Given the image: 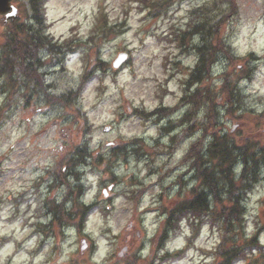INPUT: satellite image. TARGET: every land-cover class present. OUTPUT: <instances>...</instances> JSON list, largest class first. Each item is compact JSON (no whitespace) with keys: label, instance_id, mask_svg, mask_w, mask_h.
I'll use <instances>...</instances> for the list:
<instances>
[{"label":"clouds","instance_id":"obj_1","mask_svg":"<svg viewBox=\"0 0 264 264\" xmlns=\"http://www.w3.org/2000/svg\"><path fill=\"white\" fill-rule=\"evenodd\" d=\"M218 4L214 23H223L224 32L217 33L216 39L223 44L228 55L210 64L208 84L203 88L193 85L192 91L188 92L182 77L172 79L170 84L161 85L155 81L153 86L144 89L151 100L146 105L131 93L140 88L142 77H152L154 70L159 71L166 55L174 56V53L166 52L169 45L164 38L169 36V30L159 21L151 24V27L148 21L136 23L138 17L134 15L130 21L132 31L126 36L98 37L95 26L99 10L125 5L104 4L101 0H93L87 5H68L74 13L77 8L92 10L87 21L82 20L83 13L75 15V19L84 24L80 31L83 48L71 52L68 62L74 64L78 71L74 75L66 72L55 76L45 75L44 65L56 61H51L49 55H41L37 50L30 61L34 64L35 73L31 82H26L17 72L15 79L21 90L0 91V168L10 169L12 180L23 177L26 190L32 182L46 178V172L63 175L65 182L47 196L53 199L56 206L62 207L64 213L74 211L72 190L77 184L83 186L84 192L77 194V200L81 206H88L87 226H83V219L75 218L70 224L57 228L41 245L44 237L34 230L33 225L48 224L53 220L52 214L41 216L40 201L29 199L19 206L18 218L10 229L7 218L12 214V205L8 203L10 197L5 191L0 264H20L21 261L23 264H129L133 260L135 264H147L152 259V239L168 219V213L161 210L163 202L158 200V194L164 191L158 183L159 177L176 166L184 171L185 166H181V161L190 146L202 136V129L197 128L186 139L188 133L185 129L204 124L213 104L230 105L225 91L228 84H232L241 95L242 111H251L253 116L264 120V0H218ZM41 6H45L44 0H41ZM198 6L185 3L184 8ZM17 14L18 9L13 6L7 15ZM189 19H183L180 26L187 25ZM52 20L49 14L46 20L41 15L39 22L26 19L25 23L32 25L33 31H42ZM67 27L66 24L65 29ZM146 28L148 31H143ZM64 34L65 37L75 35L67 31ZM89 37L94 38L92 44L87 43ZM2 43L3 40H0ZM207 44H211V39L206 41L200 33H194L189 41L191 53L175 56V59L186 72H192L200 63L197 49ZM249 52H255L259 60L249 58ZM119 56L124 57L125 63H115ZM253 66L259 68L261 75L254 74L252 83L237 76V73ZM164 73L166 76V68ZM9 79L11 77L0 76V85ZM165 87L175 94V98L161 103L163 95L160 89ZM81 91L94 97L91 104L95 107L90 106L80 113V105L77 104L73 118L66 121L67 109L63 105L54 106L52 101H59L72 92L78 95ZM200 91L206 96L202 103L195 106L188 102L178 103L180 97ZM209 91L212 92L211 96H207ZM133 100L134 103H130ZM153 109L160 114L154 113ZM186 112L193 113L192 119L181 127ZM100 113L103 115L100 116ZM121 113L132 115L121 122ZM88 119L103 124V128L90 129L89 134H83L81 129ZM236 126L229 120L228 128L234 129ZM130 128L135 130L129 131ZM134 138L144 145L146 153L151 150L149 158L140 161L116 158L109 167L112 151L130 147L128 141ZM73 144L87 145L90 153L87 163L74 165L79 180L68 174L65 163L70 159L69 150ZM101 159L103 162L93 167L92 161ZM243 168V162L238 161L234 171L240 174ZM149 172L152 174L146 175ZM175 178L173 175L163 184L167 185ZM12 180L4 188L19 190V185H14ZM133 180L136 184L132 183ZM137 184L140 187L150 184L152 188L147 189L148 194L137 198ZM195 184L193 181L188 188L195 187ZM15 194L14 191L12 195ZM28 195H31L30 190ZM174 196L175 190L166 199L171 200ZM45 198L44 195L40 197L41 200ZM145 208L155 211L145 216ZM254 215L259 216L260 212ZM245 219L247 235H251L256 230L253 219L251 216ZM189 241H192L194 248L187 250L186 258L179 264H214L213 255H201L195 249L206 248L214 252V245L219 242L218 233L213 235L205 225L198 237L194 238L186 218L179 220L178 234L170 236L158 255L162 257L165 252L185 249ZM261 242L264 243V237ZM121 250L127 251V259L121 258Z\"/></svg>","mask_w":264,"mask_h":264},{"label":"rangeland","instance_id":"obj_2","mask_svg":"<svg viewBox=\"0 0 264 264\" xmlns=\"http://www.w3.org/2000/svg\"><path fill=\"white\" fill-rule=\"evenodd\" d=\"M28 1L29 0H13L11 2L12 5L16 6L18 8V16L16 18V23H25V20L28 19ZM146 1V0H144ZM156 2H160L163 0H154ZM93 0H48L46 4V9L44 10L45 18L47 19L49 14L53 18L52 22L49 23V28L46 30L48 32V35L53 37L56 43L61 42L62 40L69 39L68 47L71 49L68 53L56 55L50 57L51 61H56L53 63H50L48 65H45V75H57L58 73H71L75 74L78 69L74 64L69 63L70 54L71 52L75 51L76 49H82L83 44L81 43V37H80V31L84 27V24L81 20H76L75 15L77 13H83L82 20L87 21L88 16L91 14V9L88 8H77L75 13L72 11L71 8L68 7L69 4L75 5H87L89 3H92ZM102 3L108 4H116V5H125L124 7H117L113 8L111 10H108L104 8L105 13L107 14L109 24L112 23V33L110 35L114 36H126L129 32L132 31L133 24L130 22L135 15L138 17L136 20V23H140L142 21H148L149 27H151V24L159 21L161 26H164L167 30H169V36L165 37V42L169 45V48L166 49V52L174 53V56L166 55L162 63L160 65L159 71L154 70L152 77H142L143 83L141 84L140 88L134 89L131 93L133 97L136 99H142V103L145 105L147 103H150L151 100L148 99L147 92L144 91L146 87L153 86L155 81H159L161 85L163 84H170L172 79L176 77H182L183 82L185 84L186 80L190 76V72H186L184 68L181 67L180 62L175 59V56L180 55H186L190 54L192 51V48L189 45L190 39L186 42L185 47L181 48L178 47L176 38L180 35L181 32H183L187 26L181 27V21L187 17H190V19H195L197 15L199 16V19L197 18L195 22L203 21V20H209L211 24L214 23V15L218 14L219 10V4L218 0H184V1H176L172 3V5H168L166 8H163L162 6H152V0L148 3L141 2L140 0H101ZM185 3H191V4H198V7H192L185 9L184 5ZM47 5H51V7H48ZM132 5H135V7H132ZM152 7H149V6ZM205 7V8H204ZM204 8L203 11H199L200 9ZM110 11H111V18H110ZM181 13H185V15H180ZM188 20V23L190 21ZM170 21H175L174 23H169ZM68 25V27L65 29V25ZM109 28L110 25H109ZM114 28V29H113ZM11 29V22L5 21L4 18L0 17V40H3V43L0 44V66L4 63L6 59L5 57H8V53L3 52V44L6 41V37L8 36V33H10ZM65 31H67L70 34H75L74 36H68L65 37ZM143 31L147 32L148 29H144ZM219 33L224 32V25L221 23L218 29ZM196 33V32H194ZM103 33H98L97 36L101 37L104 36ZM108 35V34H107ZM135 35V33H133ZM217 37V36H216ZM88 44H92L90 37L87 41ZM6 44V43H5ZM67 45V44H66ZM65 45V46H66ZM5 46V45H4ZM65 51L67 49H64ZM41 55H47V51H41ZM213 54L212 57V63L216 62L217 59L221 57H227V52H211ZM249 58H254L256 60H259V57L256 55L255 52H249L247 53ZM200 56V55H199ZM10 64H15V75L13 76V80L9 79L6 81L5 84L0 85V91H9L14 89L15 91H20L21 89L17 87V81L15 79L17 72L22 76L21 73V67L20 63H15L14 56H9ZM163 61H167L165 64ZM167 69V75L165 76L164 69ZM175 69V72L173 70ZM254 74L261 75L259 73V68L256 66H253L252 68H246L244 71L237 73V76L240 78L248 80L249 83L253 82ZM209 75V74H208ZM207 75V76H208ZM205 77L203 79L200 86L203 88L204 85L208 84V77ZM8 77V76H4ZM163 77V79H162ZM15 85L13 88L12 86ZM231 85L233 88L234 86ZM226 85V86H228ZM163 99L160 101L163 103L165 100L174 99L175 94L170 92V89L168 88H161L160 89ZM210 94L212 95V92L210 91ZM155 95V93H153ZM209 95V96H211ZM66 96V95H65ZM69 97H73L70 96ZM183 97V96H182ZM180 97V101L182 102ZM32 97L29 98V103ZM75 98H70L68 101H66V105L64 106L65 109H67V114L65 115V120L73 118V113L75 111L74 106L80 105L79 112L83 113L84 110L88 107H95L91 104V101L94 99L91 95H85V92L83 91L78 97L76 98V101H74ZM127 99V98H126ZM54 106H59L55 102H52ZM130 103H134L133 101H130ZM175 107V105L173 106ZM232 109V111L229 113L228 110ZM157 111V109H153ZM46 114V113H45ZM103 113H100V116H102ZM131 113H121L119 116V119L121 122H125L131 117ZM213 115V116H212ZM141 119H143L141 117ZM229 120L234 122L235 125H238L233 128H228ZM208 122H212L214 126L212 127L209 132L205 133V141L209 142L212 140L213 137H220L227 140L229 144H234L236 146H241L244 143L248 142L261 146L264 144V120H261L258 117H255L252 115L251 111H242V104H241V95L236 92V98L234 99V105L231 106H224V105H217L213 104V108L210 110L209 114L206 117L205 123L206 125ZM202 125V124H201ZM95 128H103V124H97L93 119H88L84 122V126L82 127L81 131L83 134L87 135L90 133V129ZM111 131V129H108ZM129 131H134V128L128 129ZM75 135V132H74ZM186 139L190 138L188 135L185 137ZM175 138H173V143H175ZM128 144L131 145L128 148H123L119 152H112L111 158H109V167L112 166L113 160L118 158L121 161H128L130 159H135L136 161H140L141 159H148V153L151 152V150H148V153L144 150V145L136 138L133 140L128 141ZM76 145L73 144L72 147ZM200 148V147H199ZM255 152V150H254ZM93 167L96 166L94 161L92 162ZM183 164H186V161H181V166H184ZM258 171L260 173V176L257 177L259 179V182L257 185L253 186L251 185V188L247 191L248 194L245 195L244 199V208H245V217L251 216L255 225L256 230L251 235H256L257 239L259 241V248L257 250L252 252L246 253V258L242 260L241 262H238L236 264H264V243L261 242V238L264 237V161L259 164ZM188 170L180 171V166H176L173 168H169L166 171L163 172V175L159 177V185L163 187L164 191L162 193L158 194V200L162 201V205L168 204L171 200L166 199V196L169 195L173 190H175V194L177 193L178 186L184 185V191L187 190L188 185L191 182V174H187ZM152 173L149 172L146 175H151ZM175 175V180H172L169 184L165 185L163 184L164 181L168 180L169 177ZM79 174L77 180H79ZM10 180H12V171L4 170L0 168V232H3L4 229V220H3V213H4V207H6L5 204V197L3 193L5 191L8 192L10 199L8 200V203L12 205L11 208V215L7 218L8 227L11 229L12 223L16 221L19 215V206L23 203H26L27 200L32 201H40L41 206V213H46V208L44 207V202L46 200H52V198L48 197L47 194L49 192L55 191L57 188L52 189V182L54 181V173H47L46 172V178L41 177L37 179L36 181L32 182L29 186V189L26 190L24 188V184L26 181L23 177H18L15 180H12V183L14 185H19V190H16L14 187H10L8 189L4 188V185L9 183ZM182 182V183H181ZM133 184H136V181H132ZM256 184V183H254ZM34 185V188L32 186ZM40 185V187L36 188V186ZM49 186V187H48ZM81 186V185H80ZM138 191L141 192V196L148 194L147 189L152 188V185H147L146 187H140L138 184L136 185ZM82 187L81 194L84 192V188ZM32 188V189H31ZM75 188V187H74ZM41 189H43V193L41 192ZM29 190L31 191V195H28ZM15 191V195L13 196L12 193ZM41 195H44L46 198L41 200ZM139 196V197H141ZM138 197V198H139ZM54 202V201H53ZM49 206H51V203H48ZM48 208V206H47ZM152 211H155V209L151 208H145L143 209V213L145 216L150 214ZM259 211L260 215L255 216L254 213ZM42 216V215H41ZM44 216V215H43ZM244 217V229L245 234L247 235L246 230V224L247 221ZM36 224L33 225L34 230H36ZM27 226V225H26ZM61 226H64V223L61 224ZM57 224H54V227L52 228V231L48 232V236L53 234L57 228L61 227ZM87 225H85L86 227ZM203 227L200 231H202ZM210 229V228H209ZM23 230V229H21ZM210 232L215 235L218 233L211 230ZM44 239L41 241V245H43L46 241L48 236L44 235L43 233H40ZM178 234V233H177ZM222 233H218V239L219 242L214 245L215 251L212 252L209 249L206 248H200L195 249L200 252L201 255H213L221 249V245L223 244V239L221 237ZM250 236V235H247ZM198 235L195 237L197 238ZM155 238V237H154ZM153 238V239H154ZM1 242L4 240L3 236H0ZM152 239V240H153ZM156 245L152 244V258H154L153 254H156L157 257L152 262L153 264H157V261H159L158 253L159 251L155 249ZM194 245L192 244L190 249H193ZM181 249H178L176 251H180ZM175 251V252H176ZM174 253V252H173ZM0 254H2V249H0ZM172 254V253H171ZM214 256V255H213ZM186 258V255L183 259ZM123 259H127V251L124 253ZM180 261L177 262H171V263H164V264H179ZM149 261L147 262V264ZM20 264H23L21 261Z\"/></svg>","mask_w":264,"mask_h":264},{"label":"trees","instance_id":"obj_3","mask_svg":"<svg viewBox=\"0 0 264 264\" xmlns=\"http://www.w3.org/2000/svg\"><path fill=\"white\" fill-rule=\"evenodd\" d=\"M175 1L178 0H163L160 2L152 0V6L155 4L166 8ZM39 5H41V0L29 1V9L33 12H31V18L37 22L41 18ZM204 8L199 11H203ZM197 18L199 19L198 15L195 19L190 20L186 30L177 36V42L179 47H185L186 42L194 32L200 33L206 41L211 39V44L197 49L202 58L203 71L208 72L213 57L211 52H225L223 44L216 39L221 23L211 24L209 20L195 22ZM44 28L42 31H33L32 25L11 23L10 33L6 37V44L4 43L5 46L3 48V52L8 53V57H5L8 60H5L0 66V74L4 73L8 77L12 76L14 66L10 64L9 56H14L18 60L24 61L23 58L32 55L30 52H36L41 47L47 50L50 47L51 50H56L54 52H61L64 46L60 45L58 47L56 46L57 44H52L51 40L45 36ZM95 30L97 34L110 35L111 28H108V23L104 16L101 15L98 19ZM24 69L26 70L27 79L31 81L35 75L34 66L30 65ZM225 91L230 105H233L236 98L235 90L231 91L226 86ZM69 95L73 97H69ZM69 95L63 96L59 101L53 100L52 102L65 106L66 101L70 98H75V101L78 97L75 92ZM156 113L159 112L156 111ZM206 152L207 157L197 154L193 158L194 163H192V166L195 168L198 177L195 187L188 192L186 197L182 196L181 192L178 193L176 199L163 209V211L168 213V219L163 224L164 236L168 231L178 227V222L181 218L187 219L193 232L198 231L203 223H209L223 233L224 245L227 247L225 249L222 248L219 255L222 259V264H233L237 260L244 259L247 251L258 246L255 237L246 238L243 233V219L245 216L243 203L246 191L251 188V183L256 179L257 163L252 158L251 164L248 166L247 157H243L242 161L246 168H244L240 179L236 181L233 174V164L235 162L233 150L224 141L211 142ZM69 155L70 159L66 160L65 163L74 167V165L79 163H87L90 153L87 151V145H74L69 150ZM193 155L191 153L190 157ZM79 213L80 219L84 220L85 216L83 213H85V210H81ZM60 217L66 222L71 221L70 214L62 213ZM60 223L61 220H59V225Z\"/></svg>","mask_w":264,"mask_h":264},{"label":"water","instance_id":"obj_4","mask_svg":"<svg viewBox=\"0 0 264 264\" xmlns=\"http://www.w3.org/2000/svg\"><path fill=\"white\" fill-rule=\"evenodd\" d=\"M8 1L9 0H0V14H4L9 11L10 7L8 6ZM7 17L9 18L10 16L7 15ZM122 61H124V57L119 56L115 63L120 65Z\"/></svg>","mask_w":264,"mask_h":264},{"label":"flooded vegetation","instance_id":"obj_5","mask_svg":"<svg viewBox=\"0 0 264 264\" xmlns=\"http://www.w3.org/2000/svg\"><path fill=\"white\" fill-rule=\"evenodd\" d=\"M187 122H188V121L185 120L184 125L187 124ZM186 132H187L188 134H190L188 128H186Z\"/></svg>","mask_w":264,"mask_h":264},{"label":"bare ground","instance_id":"obj_6","mask_svg":"<svg viewBox=\"0 0 264 264\" xmlns=\"http://www.w3.org/2000/svg\"><path fill=\"white\" fill-rule=\"evenodd\" d=\"M48 51H51L50 47H48Z\"/></svg>","mask_w":264,"mask_h":264}]
</instances>
